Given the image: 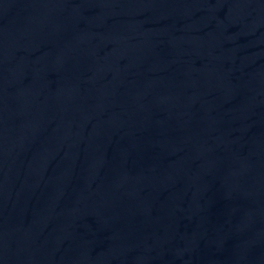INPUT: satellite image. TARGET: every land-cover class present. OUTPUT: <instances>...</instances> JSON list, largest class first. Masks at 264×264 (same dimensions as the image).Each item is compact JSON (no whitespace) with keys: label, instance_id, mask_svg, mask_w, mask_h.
Segmentation results:
<instances>
[{"label":"water","instance_id":"95a60500","mask_svg":"<svg viewBox=\"0 0 264 264\" xmlns=\"http://www.w3.org/2000/svg\"><path fill=\"white\" fill-rule=\"evenodd\" d=\"M0 264H264V173L181 0H0Z\"/></svg>","mask_w":264,"mask_h":264}]
</instances>
